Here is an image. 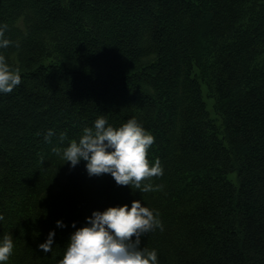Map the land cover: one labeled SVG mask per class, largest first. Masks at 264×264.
Here are the masks:
<instances>
[{"label":"trees","instance_id":"1","mask_svg":"<svg viewBox=\"0 0 264 264\" xmlns=\"http://www.w3.org/2000/svg\"><path fill=\"white\" fill-rule=\"evenodd\" d=\"M0 26L22 77L0 93L5 264H56L73 221L132 200L163 225L140 243L159 264H264V0H0ZM101 115L154 136V190L53 151Z\"/></svg>","mask_w":264,"mask_h":264},{"label":"clouds","instance_id":"2","mask_svg":"<svg viewBox=\"0 0 264 264\" xmlns=\"http://www.w3.org/2000/svg\"><path fill=\"white\" fill-rule=\"evenodd\" d=\"M0 26V48L7 47L11 41L4 38V28ZM20 70L13 69L6 57L0 54V93H10L21 83ZM51 129L45 135L50 140ZM154 142V136L147 131L136 118H130L119 127L109 124L106 118L98 116L92 127H85L78 140L71 141L63 150L53 151L70 167L86 162L89 176L110 174L117 185H134L140 192L154 190L145 178L163 174V168L157 158L150 166L147 159L148 149ZM159 187V186H156ZM3 216L0 215V220ZM58 228L67 227L62 220L56 221ZM69 237L67 248L56 264H159L155 249L140 247L141 237L163 225L153 210L141 200H132L129 204L110 206L103 211L94 210L86 217V223L76 227ZM56 231L48 232L46 239L38 244L44 253L53 249ZM14 250V241L10 235L0 238V264L10 259Z\"/></svg>","mask_w":264,"mask_h":264}]
</instances>
